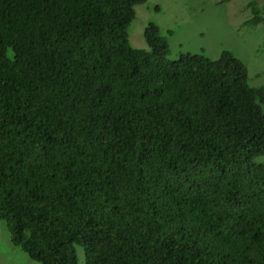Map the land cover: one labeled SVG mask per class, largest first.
Masks as SVG:
<instances>
[{"label": "trees", "instance_id": "trees-1", "mask_svg": "<svg viewBox=\"0 0 264 264\" xmlns=\"http://www.w3.org/2000/svg\"><path fill=\"white\" fill-rule=\"evenodd\" d=\"M147 1L0 0V223L37 264H264V87L133 48Z\"/></svg>", "mask_w": 264, "mask_h": 264}, {"label": "rangeland", "instance_id": "rangeland-1", "mask_svg": "<svg viewBox=\"0 0 264 264\" xmlns=\"http://www.w3.org/2000/svg\"><path fill=\"white\" fill-rule=\"evenodd\" d=\"M261 7L264 0H148L136 7V18L128 29L130 45L148 50L144 30L149 24L169 38L171 59L181 53L205 54L219 58L231 51L247 67L253 87H264V25L247 27L249 6ZM169 32H173L168 36ZM12 55V52H10ZM264 164V157L257 159ZM79 264L84 251L77 246ZM0 264H37L10 241L5 223H0Z\"/></svg>", "mask_w": 264, "mask_h": 264}]
</instances>
